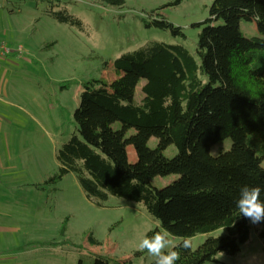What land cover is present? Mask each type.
I'll return each instance as SVG.
<instances>
[{
  "label": "trees",
  "instance_id": "1",
  "mask_svg": "<svg viewBox=\"0 0 264 264\" xmlns=\"http://www.w3.org/2000/svg\"><path fill=\"white\" fill-rule=\"evenodd\" d=\"M157 13L153 10L155 18L144 20L147 26L184 35L181 27ZM50 14L83 26L65 10ZM216 20L222 23L214 24ZM253 20L261 36L247 37L240 23ZM202 24L198 59L183 44L149 41L112 63L103 61L102 70L112 64L119 77L82 83L74 112L76 131L58 149V172L45 182L57 183L74 173L97 205L112 195L142 204L158 224L149 238L165 231L182 238L173 249L180 255L176 264H205L219 253H237L252 230L236 207L239 190L244 185L264 189V0H213L210 17L197 25ZM117 121L121 128L113 126ZM132 128L134 133L127 135ZM152 136L158 138L155 148L148 146ZM225 138L232 139L231 149L212 155L211 146ZM171 144L178 152L167 157L164 150ZM129 146L136 152L134 162ZM171 173L178 174L171 184L152 185L153 177ZM255 227L264 244V222ZM221 228L225 234L209 235L197 248L182 247L185 238ZM89 240L99 243L93 234ZM77 264L87 263L80 258ZM91 264L132 261L113 262L97 255Z\"/></svg>",
  "mask_w": 264,
  "mask_h": 264
},
{
  "label": "rangeland",
  "instance_id": "2",
  "mask_svg": "<svg viewBox=\"0 0 264 264\" xmlns=\"http://www.w3.org/2000/svg\"><path fill=\"white\" fill-rule=\"evenodd\" d=\"M174 2L125 0L122 6H110L96 0H0V36L10 45L22 47L21 52L0 59L2 135L11 150L20 153L21 176L27 185L21 189L15 212L28 215V220L35 217V222L24 224L37 229L40 224L31 237L45 250L39 252L40 257L48 256L40 264H77L80 258L91 264L97 255L113 262L154 263V257L138 250L141 238L149 237L148 232L158 227L142 204L112 195L102 206L97 205L87 198L74 173L57 183L45 182L58 172V149L76 131L74 112L82 83L101 76L108 82L119 77L112 64L102 70L104 60L112 63L149 41L183 44L198 59V36L206 24H197L210 17L213 0ZM61 10L78 17L83 26L61 22L50 14ZM153 10L181 27L184 35L147 26L144 20L155 18ZM220 23L222 20L214 21ZM240 28L247 37L261 36L255 20L242 21ZM142 84L138 85V100ZM113 126L121 128L122 124L117 121ZM134 131L130 129L127 135ZM157 144L155 136L148 140L151 148ZM231 146L232 139L225 138L212 145L210 152L219 155ZM177 152V146L171 144L164 155L173 157ZM128 154L131 162L136 161L133 146L128 147ZM261 164L264 167V158ZM177 178L176 173L158 175L151 183L161 188ZM225 233L221 228L198 234L190 238L191 245L197 248L209 235ZM90 234L98 244L89 240ZM168 238L175 246L182 240L170 234ZM251 251L264 254L263 241L253 224L250 240L237 253H219L215 261L205 264H243V256Z\"/></svg>",
  "mask_w": 264,
  "mask_h": 264
},
{
  "label": "crops",
  "instance_id": "3",
  "mask_svg": "<svg viewBox=\"0 0 264 264\" xmlns=\"http://www.w3.org/2000/svg\"><path fill=\"white\" fill-rule=\"evenodd\" d=\"M2 130L3 119L0 114V264H40L41 260L47 261L48 256L40 257L39 252L45 250L42 247L40 249L35 244L37 242L31 239L33 229L38 230L40 224L38 229L32 224H24L27 221L35 222V217L28 220V215L15 212L21 198V189L27 185L21 176L20 153L16 149L11 150Z\"/></svg>",
  "mask_w": 264,
  "mask_h": 264
},
{
  "label": "clouds",
  "instance_id": "4",
  "mask_svg": "<svg viewBox=\"0 0 264 264\" xmlns=\"http://www.w3.org/2000/svg\"><path fill=\"white\" fill-rule=\"evenodd\" d=\"M264 189L259 186L250 187L244 185L239 190L236 200V207L240 216L248 219L251 224L258 225L264 222V200L261 199V193ZM167 231L156 232L152 237L144 236L138 244V250L146 251L155 258L154 264H176L180 259L177 251L173 250L176 246L168 238ZM184 249L191 247V241L187 238L182 242ZM243 264H264V254L258 251H251L243 256Z\"/></svg>",
  "mask_w": 264,
  "mask_h": 264
},
{
  "label": "built area",
  "instance_id": "5",
  "mask_svg": "<svg viewBox=\"0 0 264 264\" xmlns=\"http://www.w3.org/2000/svg\"><path fill=\"white\" fill-rule=\"evenodd\" d=\"M22 47H14L9 44L6 38L0 36V59L8 57L12 53L21 52Z\"/></svg>",
  "mask_w": 264,
  "mask_h": 264
}]
</instances>
